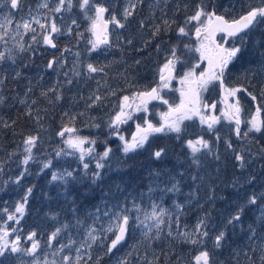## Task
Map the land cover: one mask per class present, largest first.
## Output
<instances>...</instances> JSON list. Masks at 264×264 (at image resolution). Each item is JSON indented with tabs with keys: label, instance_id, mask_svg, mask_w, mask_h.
Instances as JSON below:
<instances>
[{
	"label": "rangeland",
	"instance_id": "1",
	"mask_svg": "<svg viewBox=\"0 0 264 264\" xmlns=\"http://www.w3.org/2000/svg\"><path fill=\"white\" fill-rule=\"evenodd\" d=\"M94 2L109 7L110 13L115 12L117 17L120 18L123 8L127 6L128 0H94ZM205 2L214 4L216 6V12L225 15L230 20L244 14L249 7H259L264 4V0H205ZM41 3H43V0H24V10L17 11L11 10L10 6L5 3L4 0H0V5H2L0 6V17L7 16L9 11H11L13 16V28L15 22L19 21L21 17H27L29 9H32L33 15L39 11L41 18H43L44 15L56 16L58 25L62 24L60 19L61 16L63 17L64 26L69 25L71 19H75L79 25V27L71 25L73 28L71 36L60 35L56 37L58 45L56 49L34 45V48L37 49V53L35 56H32L31 59H29L30 53H18L15 51L16 43L10 37H6V39H8L7 45L0 43V50H3L4 47L13 49V55L16 56L17 61L14 67L22 71L20 79L14 80L9 76V79L4 82H7L8 85H10L9 82L11 81H19L21 83L19 86L13 88V90L16 91V95H6L7 91L4 92L6 89L4 85H2L0 86V96H3L5 100L10 96V100L15 99L17 104H21L20 101L25 98H27L28 103L31 104L33 100L36 102L38 101L36 96L42 97L45 103H38L39 105L37 106L40 108L34 109V123L36 126L40 127V129L44 130L46 139L49 140L50 133L54 132L51 135V139L55 136L57 139L61 140L59 145H57L59 146L58 148L39 145L38 149L33 150L35 159L29 161L27 166L22 164L24 156L23 151L20 154L9 156L8 160H5V163L1 165L4 170L0 172V231L7 230L9 232V236L7 237L9 243H12L16 236H19L21 247L28 248L33 241L28 240L27 237L34 231L37 233L35 239L39 240L40 243V249L37 254L42 264L45 260L56 261V264H59L62 255V253L56 251L59 244H67L69 237L74 239L77 243L73 246L71 254L75 257V248L85 239V230L93 224V220L88 216V213L95 211L94 206L103 210L105 205H107L109 209L116 211V209L112 208V205L121 204L127 200L128 207L131 208L133 199H135L137 204L141 205L144 211L149 212L151 211L150 205L152 202L162 205V207L168 209L171 213H175L176 203L184 204L183 214L180 216L181 230L187 226V229L191 231L199 218L204 215L205 210H209L211 212V218L208 224L211 235L212 232L221 227L225 217L233 211L235 206L233 202L237 199L235 194L232 193V189L226 187V185L231 183L234 177L240 176V170L236 167L233 154L225 149L224 141L226 139H231L234 147L251 149V153L254 154L249 158L250 166L246 169L245 174H254L258 179L254 187L246 186L242 190V194H248L253 191L257 194L264 192V159H261L259 156L261 148H264V135L255 134V140L252 143L248 141H239L232 132V125L222 119L221 123L217 125L221 137L218 145L221 161L209 163L200 173L203 175L206 171L211 173L213 179H215L217 175L215 168L219 167L221 171L215 185L201 184L199 189H195V184L188 175V172L192 174L196 173V169L193 168L188 169L182 180L179 176L176 177V179L180 180L181 191L179 193H163L160 188L164 187V183L158 181L157 183L160 184V187H157L155 183H152V178L149 173L153 169H164L166 174L162 176L161 180L166 182L168 180V174H174L176 171H185L188 157L179 158V163H183L185 167L178 165V159H174L175 163L171 161L166 165L163 163L161 167H159L154 164L155 162L146 158L142 165V168L145 169V172L147 171L146 175L150 179L146 190L140 193L129 194L128 191L122 189L124 184L121 183L122 187H120V193L118 197L114 198L115 201H120L121 203H114V201H112L113 199L110 201L104 199L95 205L85 202L82 207L83 210L79 211L77 214L83 222L82 226L78 228L72 227L71 225L75 224L76 217H73L69 211V203L66 202L64 196L61 195L63 189L59 183L51 182L50 179L53 171L63 170L64 168L71 170V168H75L79 165V161H77L74 156L55 157V152L65 147L62 139L57 136L61 128L65 124H68V120L63 116V113L65 111L70 112V114L83 113V115H77L74 126L77 129V134L80 136L97 140L95 146L96 152L99 151V143L106 138L113 137V141L118 140L120 143L118 138L110 134V130L107 127L109 120L115 112L118 111L124 95H128L131 98L132 95L139 90L150 89L154 83L157 84L159 79L158 72L165 62V56L168 53L169 46L177 42L176 28L178 26H183L186 18L194 14L195 7L200 3V0H143V4L138 5L136 14L130 17L126 22L125 28L115 29L114 26L112 27L110 40L113 46L106 50L105 46H101V52L103 54L97 52L91 55H88V49L91 46L87 41L92 38V35L90 32L86 31L90 22L85 18L84 12L76 6L78 0H74L72 12H63L59 14L53 13L48 9H38V5ZM55 3L56 0H49L50 7H53ZM177 5H179V11H177ZM184 5H187V8H185ZM161 9L167 12V16L163 14ZM93 14L92 12H88V15ZM164 19L176 21V23L171 26V30L174 31V37H165L171 30L164 32L162 36L163 39L160 42L157 41V46L155 45V52L145 55L141 51L135 53L130 49H125V47H131L133 43H140L142 39L139 37L140 34L144 35L145 39L150 41L153 37L152 32L155 26L162 24ZM141 21L145 23V27L143 28L140 27ZM196 26L198 25L195 21L187 25V29L192 32V35L190 37L181 38V44L190 43L193 47L198 45V42L193 38ZM77 33H83V38L79 39L78 43ZM30 35L29 33V35L23 37L25 43H31L29 39ZM117 37H119V39H117ZM158 38L160 37L156 39ZM164 38H167V40H164ZM129 40L132 41L131 44L128 43ZM221 41H224V37L221 38ZM233 43V39H229L226 47L232 46ZM64 47H69L72 50L71 52L64 53L67 58V65L57 71L47 69L46 64L48 60L51 59L53 55L59 57ZM74 52H80V60L82 63L92 62L94 64L106 65L104 73L94 74V78L87 79L86 81L83 77H73L72 74L69 73V76L74 82L72 85L64 84L66 78L62 73L72 67L73 62L76 60V57L72 54ZM181 53H183V59L186 62L183 66H178L180 74L178 73L177 76H182L189 68H192L197 75L206 69V61L199 62V67H195L198 63L199 53L188 52L183 49V47H181ZM137 61H139V63H137ZM25 63H27L29 67L24 68L23 65ZM233 63L234 69L233 66H230L228 78L229 87L247 88L248 92H251L257 97V99L253 101L246 92L240 91L237 93V99H239L240 105L243 108L242 119L245 121L249 120L254 115L258 105L262 109L261 118L264 119V95H262V91H264V24L254 27V29L248 33L242 51ZM130 68L131 70L129 71ZM137 68L152 70L154 72L153 80H142L140 77L138 79V83L140 84L135 86L134 82L136 88L133 89L131 81L134 80L135 69ZM41 77H43V79H41ZM129 77L131 80L127 81V84H125V78L128 79ZM57 81L60 82L59 86H57ZM97 81H99V83H97ZM29 87L32 88L31 92H27ZM50 87H58V91L62 90L64 98L56 102V93L48 92L47 96L42 95V93L47 92ZM181 87L179 80L174 79L171 82L170 88L165 89L161 94L169 103L173 105L178 104L180 102V93L178 89ZM97 89L98 94L105 97V99L100 105L94 108H88L87 104L90 103V101L87 100V97L97 92ZM113 91H115L116 94L110 95ZM26 93L27 97L25 96ZM81 97H83V99H81ZM202 99L208 104H213L215 101L218 103L219 110L217 108V112L214 111L215 115H218L217 113L221 114L225 109L220 97V87L218 85H214L210 87L207 92L202 93ZM15 101H13L14 104L16 103ZM4 103H0V105ZM46 103L52 107L51 110L55 113L49 114ZM129 103H132L131 99ZM148 110V118L154 124H158L160 122L159 113L167 111L168 106L159 101V103H156L150 109L148 108ZM37 115L41 118L39 122L35 119ZM144 116L145 113L143 112L134 113L132 120L120 126L121 133L125 135V137L130 138L136 131V123L143 124L142 118ZM54 121L59 123L60 126L58 129L53 128L52 124ZM95 123H99L100 127L96 128L91 126ZM185 123H188L189 126L186 127V132L181 135V139L184 141L186 139H194L197 135L201 134L204 135L206 139L214 141L212 133L202 131L198 120L187 121ZM100 130L107 133L104 134L102 138L101 132H99ZM243 130H247L246 123L244 124ZM169 135L176 136L175 133ZM155 136H163V134H156L150 139L152 140ZM85 147H88V145H85ZM182 149H185V154L188 156L189 150L184 144ZM117 158H119V156L115 158V161ZM46 159L53 160V168L41 171V162L46 161ZM93 166H95V161L91 162L89 170ZM25 167L27 168L26 172H24ZM228 167H231V170L228 171ZM226 171H228V173H225ZM22 172H24L23 179L20 180L19 184L14 183L13 181H15ZM33 183L35 184L33 185ZM76 185L77 184L69 185L72 192V197H70L69 200L72 198L76 199V195H74ZM150 185L154 191L149 194ZM212 186L216 188L218 197H227V199L217 198L214 202L209 201L207 199L209 195L208 188ZM29 187L32 188V193L28 197L23 217L20 218L18 224L15 221H9L4 209L7 208L9 212H13L16 204L23 200L26 190ZM193 190L198 191L199 200H192L189 202V193ZM31 201H39V207L35 208L34 205L33 207L28 206ZM76 202L77 205H79L78 200H76ZM42 203H44V205H42ZM258 215L257 209L253 207L246 213L243 228L238 226L233 230L229 226L228 242L223 249L215 251L214 258L222 261L223 264H248L247 258L243 253L247 252L249 248H254L256 250L255 255L251 252H249V255H253L256 264H260L259 254L261 247H264V233H260L257 224V236L254 239H249L246 235L248 225L251 224L252 220ZM165 219L167 220V217H165ZM173 219H175L174 215ZM114 222V218L110 219L107 216L101 215V219L95 226L97 228H107L109 223ZM64 223L70 224L69 229L62 232L57 238V241H53V246L49 247L47 244V235L50 236L57 227H61ZM12 229H16V231L13 232ZM173 229H175V224H173ZM166 232L167 229H165V233L160 240L149 244L142 241L140 231H134L127 238L124 246L121 247L119 251H115L112 255L104 254L103 247L106 245H93L91 250L92 260L88 261V264H95L98 258L99 264H118L120 258H126L129 264H148V261L152 260L154 255L159 257L158 264H175L178 257L181 260V264H194L193 258L199 250L198 246L173 240L166 236ZM21 233L25 234L20 236ZM40 233L43 239L42 237L38 238ZM108 236L111 238L110 233ZM207 245L209 249H211V240L207 242ZM65 251L67 252L68 250L66 249ZM145 253H147V257H145ZM237 253H239V255H236ZM22 259L25 261V264H28L32 258L24 256ZM17 264H19V262H17Z\"/></svg>",
	"mask_w": 264,
	"mask_h": 264
},
{
	"label": "snow or ice",
	"instance_id": "2",
	"mask_svg": "<svg viewBox=\"0 0 264 264\" xmlns=\"http://www.w3.org/2000/svg\"><path fill=\"white\" fill-rule=\"evenodd\" d=\"M4 2L10 6L11 10H24V0H4ZM140 4H143V0H128L127 6L123 8L121 16L118 18L115 12L110 13L109 7L103 4H97L94 0H78L76 6L84 12L85 18L90 22L86 29L92 35V38L87 41L91 46L88 49V55L97 52L103 54L101 52V46H105V50L112 47L109 25H113L115 29L125 28L126 22L136 14V9ZM73 7L74 0H56L53 7H50L49 0H43V3L38 5V9H48L57 14L63 12L70 13ZM184 7L187 8V5H184ZM179 10V5H177V11ZM161 11L167 16V12L164 9H161ZM88 12L94 14L88 15ZM105 14H109L107 19L105 18ZM60 19L62 24L58 25L56 16L44 15L41 18L39 11L33 15L32 9H29L27 17H21L19 21L15 22L13 28V16L12 12L9 11L7 16L0 17V43L7 45L8 39L6 37H10L16 43L15 51L18 53H30L29 59L37 53L34 45L56 49L58 46L56 37L60 35L71 36L73 32L71 25L79 27L75 19H71L70 24L67 26H64L62 16ZM193 21L198 25L194 29L195 40L198 42V45L195 47L190 43L181 44V38L192 35V32L187 29V25ZM174 23H176L175 20L164 19L162 24L155 26L152 32L153 37H161L162 33L171 30V26ZM260 24H264V4L259 7H249L239 18L229 20L224 15L217 14L214 4L200 0V3L195 7L194 14L186 18L183 26L176 28L177 42L169 46L168 53L165 56V62L158 72L159 79L157 84L150 89L134 93L131 98L128 95H124L118 111L115 112L108 122L107 127L110 130V134L120 141L121 158L116 159L117 170L130 156L141 151L147 153L149 159L153 162H165L169 155V149L161 146L154 147L150 143V138L156 134L168 135L175 133V138L180 140L181 135L186 132L185 121L198 120L202 131L212 133L214 141L206 139L202 134L197 135L194 139H186L184 145L189 150V154L185 171H176L174 174H168V180L166 182L161 180L162 176L166 174L164 169H153L149 175L152 178V183H155L157 187H160V184L157 183L158 181L164 183V187L160 188L163 193H179L181 191L180 180L176 179V177L179 176L182 180L188 169L194 168L196 169V173L192 174L188 172V175L194 182L195 189H199L201 184L215 185L216 180L219 179L221 171L219 167L215 168L217 174L215 179H213L211 173L206 171L203 175L200 173L209 163L221 161V154L218 148L221 137L217 125L221 123L222 119L232 125V132L239 141L252 143L255 140V134L264 135V119L261 118L262 109L259 105L256 107L254 115L245 121L242 119L243 108L240 105L239 99H236L234 103H227L229 97H236L240 91L246 92L253 101L257 97L251 92H248L247 88L229 87L225 83L226 77L230 74V66L234 67L233 62L241 53L248 32ZM140 27H145L144 21L140 22ZM29 33L31 34L29 37L31 43H25L23 37L29 35ZM217 33H224L226 37L233 38V45L226 47L225 45L228 43L227 39H224L223 43L217 42L215 39ZM77 37L78 43L79 39L83 38V33H77ZM128 43L131 44L132 41L129 40ZM181 47L188 52L199 53L198 63L195 67H199V62L206 61V69L197 75L192 68H189L182 76H177L178 66H183L186 62L183 59ZM71 51V48L64 47L59 57L53 55L48 60L46 68L53 71L64 68L67 65V58L64 53ZM72 54L76 57V60L73 62L71 68L62 73L66 78L64 84L72 85L74 82L69 76V73L73 77H83L85 81L94 78V74L104 73L106 65L94 64L92 62L82 63L80 60V52H74ZM16 63V56L13 55L12 48L4 47L3 50H0V86L9 79V76L14 80L21 78L22 71L14 67ZM23 67L27 68L29 65L25 63ZM174 79H178L182 86L178 89L180 102L175 105L169 103L161 94L165 89L170 88L171 82ZM59 84L60 82L57 81V86ZM214 85H218L225 94L224 100L226 107L220 115L213 114L216 109V104H208L202 99V93L207 92ZM31 91L32 88L29 87L27 92ZM48 92L56 93V102L64 98L62 90L58 91V87H50L42 95L47 96ZM115 94V91L110 93V95ZM262 95H264V91H262ZM25 96L27 97V93ZM104 99L105 97L98 94L97 89V92L87 97V100L90 101L87 106L88 108H94L100 105ZM130 99L132 103H129ZM4 100L5 98L0 96V103H4ZM154 100L161 101L164 105L168 106L167 111L159 113L160 122L158 124H154L148 118V103ZM20 103L27 105L26 114L32 116L33 109L31 104H35L36 101L33 100L29 104L27 98H25ZM138 112L145 113V116L142 118L143 124L136 123L135 133L130 138H127L121 133L120 126L127 124L128 121L133 119L134 113ZM77 115H83V113L70 114L68 111L63 113V116L68 120V124H65L61 128L57 136L62 139L65 147L57 150L55 157L74 156L79 161V165L71 168V170L64 168L63 170L53 171L50 179L51 182H58L63 189L61 195L69 203V211L73 217H76L75 224L71 226L78 228L83 223L77 215L81 211V206L77 205L75 198L69 200L72 197L69 185L88 183L91 186H97L98 182H102L105 176V169H111L113 167L111 163L113 149L105 141L104 150L97 153L95 147L97 144L96 139L77 134V129L74 126ZM35 119L39 122L41 118L37 115ZM15 123L16 121L13 120L12 124ZM245 123L247 124V130H242V125ZM4 126L11 127L7 123ZM91 126L99 128L100 124L95 123ZM224 143L226 151H230L233 154L236 167L240 170V176L234 177L231 183L226 185V187L232 189V193L235 194L237 199L233 202L235 205L233 211L225 217L221 227L212 232L211 235L208 224L211 218V212L209 210H205L204 215L199 218L195 227L189 231L187 226L183 230H181L180 226V216L183 214L184 204L176 203V211L175 213H171L168 209L162 207V205L152 202L150 205L151 211L149 212L144 211L141 205L136 203L135 199L131 202V208L128 207V202L125 200L121 204L112 205V208L116 209V211H112L107 205H105L103 210L94 206L95 211L88 213V216L93 220V224L85 230V239L75 248V257L71 254L73 246L77 243L74 239L69 237L67 244H59L56 249L57 252L62 253L59 264H88V261L92 260V247L97 244L100 246L106 245L103 247L104 254L112 255L124 246L127 238L134 231H140L142 241L150 244L160 240L165 233V229H167V237L178 240L181 243L198 246L199 250L193 258L194 264H223L222 261L214 258L215 251L223 249L225 244H227L229 226L233 230L238 226L243 228L246 213L253 207L257 209L259 215L248 225L246 235L249 239H254L258 234L257 224L260 233H264V192L257 194L253 191L248 194H242V190L246 186L254 187L258 179L254 174H245L246 169L250 166L249 158L254 154L251 153V149L234 147L231 139H226ZM22 144L24 152L22 164L27 166L29 161L35 159L33 150L38 149L41 144L39 132L24 136ZM85 145H88V147H85ZM259 156L261 159H264V148H261ZM92 161H95V167L92 171H89ZM181 167H185V165L182 164ZM51 168H53L52 159H46V161L41 162V171ZM3 170V167L0 166V172H3ZM26 171L27 168L25 167L24 172ZM24 172L13 182L19 184L20 180L23 179ZM153 191L154 189L150 185L149 194ZM208 192L207 199L209 201L214 202L217 198L227 199V197H218L214 186L209 187ZM31 193L32 188H27L23 200L16 204L13 212H9L7 208L4 209L9 221L19 223L20 218L25 213L28 197ZM192 200H199L197 190L189 193V202ZM101 215L107 216L110 219L114 218L115 222L109 223L107 228H97L95 225L101 219ZM173 215L175 219H173ZM165 217H167V220ZM173 224H175V229H173ZM69 227V223H64L61 227H57L48 237V246L52 247L53 241H57L60 234L67 231ZM12 231L14 232L16 229H12ZM109 233L111 234V238L108 236ZM8 236L9 232L7 230L0 231V264H17V262L19 264H25V261L22 259L24 256L32 258L28 264H42L37 254L40 249V243L39 240L35 239L37 236L36 232L33 231L28 235L27 239L33 241L28 248L21 247L19 236H16L12 243L8 242ZM209 240H211L212 244L211 249L207 245ZM66 249L68 250L67 252L65 251ZM249 252L255 255L256 250L249 248L247 252L243 253L247 258L248 264H256V260L253 259V255H249ZM236 255H239V253ZM145 257H147V253H145ZM158 261L159 257L154 255V258L148 261V264H158ZM259 261L260 264H264V247L260 249ZM43 264H56V261L45 260ZM95 264H99V258ZM118 264H129V261L126 258H120ZM175 264H181L179 257L175 261Z\"/></svg>",
	"mask_w": 264,
	"mask_h": 264
},
{
	"label": "trees",
	"instance_id": "3",
	"mask_svg": "<svg viewBox=\"0 0 264 264\" xmlns=\"http://www.w3.org/2000/svg\"><path fill=\"white\" fill-rule=\"evenodd\" d=\"M164 34L162 33L161 37L156 39L157 37H152L150 41L146 40L144 35L140 34L139 37L142 38L140 43L136 42L133 43L131 47H125V49H130L135 53H139L140 51L145 55L156 51V43L157 41H161ZM167 38L174 37V31L171 30L170 33L165 35ZM164 38V40H167ZM157 46V45H156ZM154 72L150 69L139 68L135 69V75L141 76L142 80H153ZM10 85L4 83V88L6 89L4 92L7 94H14L16 95V91L13 90L15 86H19L21 83L19 81H11L9 82ZM7 86V88H6ZM10 96L6 98L5 103L0 105V166L5 163V160H8V157L15 154H20L23 151V138L27 134H35L39 132L41 136V144L40 146H49V147H59V143L61 142L60 139L57 137H53L51 139V135L54 133H50V139H46L45 132L40 127L36 126L34 123V115L28 116L27 112V105L24 104H17L15 99L10 100ZM37 102L35 104H31L33 109L40 108L38 103H43L44 100L40 96H36ZM13 101L16 103L14 104ZM12 102V103H11ZM45 103V102H44ZM48 107L47 110L49 114L55 113L51 110V106L46 103ZM15 120L16 123L12 124V121ZM187 122V121H185ZM7 123L11 125V127H5L4 124ZM186 127L189 126L188 123H185ZM191 125V124H190ZM53 128L58 129L59 123L53 122ZM187 130V129H186ZM101 138L104 134H107L105 131L100 130ZM169 135V134H168ZM163 135V136H155L152 140L150 139V143L153 146H161L166 147L169 149V155L165 162L167 163H175L174 159H178V165H182L183 163H179V158H187L188 156L185 154V149H182L184 144V140L181 139L178 141L175 136L172 135ZM113 137L106 138L105 140L101 141L98 145V152L100 153L104 150V142L106 141L108 145H110L113 149V159L111 161L113 167L111 169H105V176L102 182H98L97 186H91L88 183L77 184L75 186V193L76 200H78L79 205L81 206V211L83 210V204L88 202L90 204L100 203L101 200L107 199L112 200L114 203H121L120 201H115L114 198L118 197L120 190L122 187L121 183L124 184L122 189L129 192V194L140 193L147 189L148 183L150 179L146 175L145 169L142 168L143 162L148 157V154L141 151L137 154L130 156L122 165L119 166L117 170V165L115 158L119 156L121 158L120 152V143L117 141H113ZM116 150V151H115ZM159 162H155L154 164L161 167ZM95 166L91 167L89 171H92ZM167 167V166H166ZM231 170V167H228V171ZM226 171L225 173H228ZM35 183H33L34 185ZM45 203V202H44ZM42 203V205H44ZM35 206L38 208L40 203L39 201L34 202L31 201L28 206ZM41 205V206H42ZM25 233H21L20 236H23ZM49 237V235H47ZM41 233L39 234L38 238H41ZM45 238V237H44ZM43 239V237H42Z\"/></svg>",
	"mask_w": 264,
	"mask_h": 264
},
{
	"label": "flooded vegetation",
	"instance_id": "4",
	"mask_svg": "<svg viewBox=\"0 0 264 264\" xmlns=\"http://www.w3.org/2000/svg\"><path fill=\"white\" fill-rule=\"evenodd\" d=\"M226 39H227V41L229 40V38H226ZM223 42H224V41H223ZM226 45H227V44H226ZM226 45H225V46H226ZM206 67H207V66H206ZM233 69H234V67H233ZM179 70H180V69L177 68V74H178V73L180 74V71H179ZM228 78H229V75L226 77V80H225V83H226L227 86H229V85H228ZM125 79H126V78H125ZM126 80H127V79H126ZM132 81H133V80H132ZM132 81H131V82H132ZM155 85H156V84L154 83L151 87H154ZM237 96H238V95H237ZM237 96H236V97H230V98H229L230 104H231V102H232V103L235 102V100L237 99ZM214 104H216V109L214 110V111L216 112V111H217V107H218V103L215 101ZM215 112H214L213 114H215Z\"/></svg>",
	"mask_w": 264,
	"mask_h": 264
},
{
	"label": "water",
	"instance_id": "5",
	"mask_svg": "<svg viewBox=\"0 0 264 264\" xmlns=\"http://www.w3.org/2000/svg\"><path fill=\"white\" fill-rule=\"evenodd\" d=\"M218 14V13H217ZM105 18H106V14H105ZM107 19V18H106ZM110 28H111V25H109V31H110ZM222 34H224V33H217L216 34V37H215V39H216V41L217 42H220V36L222 35ZM224 35H226V34H224ZM193 38L195 39V36H193ZM221 93H222V97H223V99H224V96H225V94H224V92L221 90ZM156 102H158V100H154V101H150L149 103H148V105H151V104H155ZM227 103H228V100H227ZM243 126V125H242Z\"/></svg>",
	"mask_w": 264,
	"mask_h": 264
}]
</instances>
